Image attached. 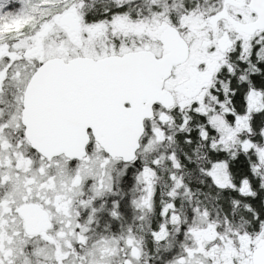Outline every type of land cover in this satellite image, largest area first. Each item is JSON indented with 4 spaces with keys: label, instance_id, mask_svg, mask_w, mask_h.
<instances>
[{
    "label": "snow or ice",
    "instance_id": "1",
    "mask_svg": "<svg viewBox=\"0 0 264 264\" xmlns=\"http://www.w3.org/2000/svg\"><path fill=\"white\" fill-rule=\"evenodd\" d=\"M0 264H264V0H0Z\"/></svg>",
    "mask_w": 264,
    "mask_h": 264
}]
</instances>
